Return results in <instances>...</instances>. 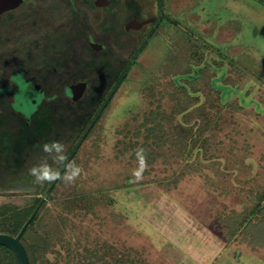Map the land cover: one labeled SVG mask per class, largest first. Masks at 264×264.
<instances>
[{
  "label": "rangeland",
  "instance_id": "1",
  "mask_svg": "<svg viewBox=\"0 0 264 264\" xmlns=\"http://www.w3.org/2000/svg\"><path fill=\"white\" fill-rule=\"evenodd\" d=\"M38 1L45 7L61 6L58 0ZM142 1L149 12L156 13L158 0ZM261 1L164 0L166 13L175 24L165 20L164 26L149 37L50 194L46 192L53 181L38 183L30 169L48 164L60 172L87 129L92 108L100 109L115 83L110 91L106 84L101 95L94 91L105 75L111 84L120 68L124 72L141 48L146 28L130 35L133 39L125 46L108 40L110 51L115 54L112 64L90 71L77 57L81 50L89 51L88 47L69 46V56L61 55L73 37L67 29L46 32L59 45L42 44L45 34H40V27L58 28L62 24L58 14L48 15L40 5L37 25L30 23L34 14L24 6L0 15V71L4 59L5 76L9 77L8 83L4 81L11 86L4 98L0 92L5 110V119L0 117V164L8 168L0 169V225L8 228L13 223L12 214L30 213L45 197L39 224L54 242L48 254L50 261L45 264H264V249L255 250L240 237L228 243L219 221L221 212L253 205L256 193L264 191ZM101 13L89 12L96 30ZM213 46L222 50L220 57L233 60L234 64L215 67L219 53ZM191 60L193 73L204 69L203 78L195 87L200 96L192 99V104L205 106L211 121L218 114L216 104L226 107L220 119L213 121L218 127L207 130L201 148L187 156L186 161L173 157L171 152H179L171 150L169 144L160 149L155 143L150 151L157 153L156 161L143 164L132 159L133 143H145L150 134L146 129L138 130L146 121L145 112L159 108L169 115L174 112L182 100L177 98L180 91L174 79L183 81L180 74L189 70ZM217 71L212 82L223 91L224 100L228 98L227 104L235 107L236 102H250L251 96L223 86L224 76H228V83L238 82L245 90L250 88L258 105L247 104L248 108L237 110L238 107L222 105L219 92L210 91L209 87ZM85 77L90 87L60 117V112L55 113L47 104L54 100L50 93L56 94L57 104L64 106L65 87ZM31 78L49 88L44 102L33 89ZM51 81L55 82L54 89H50ZM174 114L166 121V129L184 120L183 113ZM198 117L199 122L193 119L188 124L203 126ZM79 121L81 125L87 123L83 129L75 125ZM150 137L154 140L156 136ZM207 138L208 147L204 143ZM54 142L62 144L63 151L49 154L44 145ZM25 155L32 158L19 171ZM75 168L80 169L79 174L67 181L66 174ZM35 230L36 226H30L27 240H32Z\"/></svg>",
  "mask_w": 264,
  "mask_h": 264
},
{
  "label": "trees",
  "instance_id": "2",
  "mask_svg": "<svg viewBox=\"0 0 264 264\" xmlns=\"http://www.w3.org/2000/svg\"><path fill=\"white\" fill-rule=\"evenodd\" d=\"M213 48L219 53L218 58H215L214 61V63H216L214 64L216 65L215 67L220 69L225 67V65L228 63L234 64L233 60H229L224 56L220 57L221 55L220 53L222 52L220 48L216 46H213ZM139 54L140 52H138L137 55ZM247 60L249 61V59ZM193 65L194 63L191 60L189 70L180 74L182 75L183 81H180V79H174V84L180 91L177 98L178 100L179 99L182 100H180L179 105H177L173 113L169 115L168 113L162 112L163 110H161V108H159L158 110H149L148 112H145L144 118L146 121L141 125L139 123L140 126L138 127V130L146 129L147 132L150 134L146 136L147 141L145 143H142L140 145L138 141L133 143L132 147L134 149V152L131 155L132 159L136 161H140L141 163L143 160V164L156 161L158 159L156 156L157 153H153L154 152L153 149L152 151H150V148L155 143V145H157V147H159L160 149H162V147L165 146V144H169L171 146V150H177L179 152L178 155H176L174 152H171L172 156L177 157L181 161H186L188 159L187 156L193 155L196 149L201 148L199 147V145L200 143L202 145L203 137L207 136V130L209 129L213 130L218 127V125H213V121L220 119L223 109L226 107H222L220 104H216L215 108L217 109L216 111L218 112V114L211 121L208 117V112L205 111V106H198L197 103L192 104L193 103L192 99H196V97L200 96L199 93L196 91L195 87L198 85L200 78H203V72H204V69L202 68L201 70H197L196 72L193 73L192 72L194 69ZM206 65L207 68H211L209 64ZM217 75H218V71L217 74H215L211 78V85H209L210 91L213 90L218 91L220 94L219 100H221L222 105L223 104L226 105L227 102H229L228 98L227 99L225 98L226 100H224L222 93L223 91L217 88L215 85H213L212 82ZM124 79L125 76L123 75V71H122V75L115 80V84L113 87L114 90L113 94L118 90ZM227 79L228 76L223 77L224 80L223 86L228 87V89H231L234 93L237 92L238 90H242L243 96L246 97L251 96L250 102L234 103L235 107L238 108H235L234 105H232V103H228L227 106H229V108L234 107L235 110H237L239 108L245 109L248 108L249 106L258 105L257 103L258 101L255 98V96L252 95V90L250 88L245 90V87L240 85L238 82L232 81L231 83H228V81L230 80L227 81ZM256 79L257 78L253 80L256 81ZM181 95H183V97ZM234 98L239 99L237 95ZM247 104L249 106H247ZM99 110L100 109L96 111V114L98 113ZM175 112L176 114L183 113L184 120L181 121L177 126L171 125L169 126V128L166 129L167 127L166 121L170 120L173 117V115L175 116L174 114ZM198 116H200L201 119L203 120V126L188 124V122L193 119H197L198 120L197 122H199L200 118ZM159 118L161 120H158ZM97 122L94 124V127L97 124ZM92 130H90L87 133V135L83 138L84 140L87 138V136L91 133ZM158 133H160V136H158L159 135ZM136 135H140V133ZM152 135L156 136L154 140H151L150 136ZM162 139L165 141H162ZM149 140L152 143H150ZM208 142H209V138H207L206 141H204L205 146L206 144H208ZM77 145H79L80 148L81 143L78 142ZM79 148L76 150L71 160H73ZM68 166L66 167V169L68 168ZM60 178L58 179L57 183L59 182ZM57 183L55 184V186L57 185ZM55 186L53 187V189L55 188ZM53 189L49 190L48 188L46 193L50 194L53 191ZM255 201H256L255 204L246 206L244 207V209L238 210L232 208L230 210H224L223 212L220 213L219 221L221 223L222 231L228 243H231L232 241L240 237L241 241L246 242L253 249L255 250L264 249V191L260 193L258 192L256 193ZM37 206L38 205H36L32 209V211H30V213L28 214L25 213L24 216H20L21 215L20 213L12 214L10 222L13 223L9 225L8 228L7 226L0 225V233H8L16 236L20 232L22 226L28 220V218L31 216V214L34 212ZM40 210L41 208L33 217L30 225L27 227V229L25 230L24 234L21 237L22 243L24 244L27 250L30 264H40V261L42 262L44 261L43 264H45L46 261L49 262L50 259L48 257V254L52 251L54 245V242L52 241L49 232L43 230V227L41 226V224H39ZM0 221L2 220L0 219ZM33 225L36 226L35 235L33 236L32 240H27L26 235L30 229V226ZM0 264H17L15 253L13 252L12 249H10L5 245H0Z\"/></svg>",
  "mask_w": 264,
  "mask_h": 264
},
{
  "label": "flooded vegetation",
  "instance_id": "3",
  "mask_svg": "<svg viewBox=\"0 0 264 264\" xmlns=\"http://www.w3.org/2000/svg\"><path fill=\"white\" fill-rule=\"evenodd\" d=\"M61 4L59 8H53V7H45L44 4L40 3L38 0H24L23 3L17 7L16 9L10 10V11H17L20 10L22 6H24V9H26L28 12H31L34 14L33 19L30 21V23L36 24L40 20L39 16H36V12L39 11L40 5H43L42 11H44L48 15H59L60 19L62 20V24L58 28H51L49 26L43 25L40 27L39 32L44 33L45 40H43V45L50 44V43H56L60 44L59 41H52L50 38H48L47 33L49 31L56 32L59 29H67L68 32L73 34V37L68 42V46L65 48H68L66 51H63L61 55L69 56V46H84L88 47L89 51L81 50L78 54V62L82 64L83 67H87V70L95 71L96 69H105L106 64L111 65L113 62L114 55L112 51H110V47L108 45V40H113L114 43L118 46H125L127 45V42H129V39H133L130 37V35L138 34L142 32L145 28V32L142 33V40L143 44L141 48H139L134 56L131 58L129 65L126 67V69L123 72V75L126 76L132 66L136 63L137 59L139 58V55L144 49V46L149 40V37L154 34L157 28L164 26L163 21H168L170 23L175 24V21L173 22V19L166 13L165 10V3L164 0H158L156 3L157 9L156 13L149 12L147 8L144 7L142 0H108L109 4L106 6H97L96 0H58ZM99 10L101 11V17L99 22V28L98 30L94 29L92 27V23L90 21V11ZM112 10V12L110 11ZM7 11V12H10ZM6 13V12H4ZM2 13V14H4ZM0 14V15H2ZM144 22V24H142ZM139 26V27H134ZM145 34V35H144ZM43 36V35H42ZM72 47V48H74ZM138 52H140L139 55ZM68 53V54H67ZM67 54V55H66ZM74 55V54H73ZM76 57V58H77ZM83 57V58H82ZM4 60V59H3ZM2 62L3 70L0 71V92L4 93L2 96L3 98L5 95H9L11 86L7 84V78L5 76V62ZM56 70V69H55ZM121 72L117 73L115 76H111L113 78L112 83L111 81H107V76L105 75L103 78L101 85L98 86V88L94 91L95 94L101 95V91L103 90L104 86L106 84L108 85L109 91L113 87V84L115 83V80L122 75V69L120 68ZM29 73V71H27ZM103 77V74L100 73V78ZM7 83H5V81ZM33 81V89H36V91L42 96L43 102L45 101L46 97L48 96V90L49 88L46 86H41L34 78H31ZM109 80V79H108ZM50 83V82H48ZM52 83V84H51ZM50 89L55 86V82L51 81ZM85 83L83 86L82 84ZM78 84H81L80 87H77ZM90 87V82L88 78H83L75 83H72L70 86L65 87L67 90L63 92L62 95H65L62 100L66 103L62 105L57 104V96L53 92L50 93L51 96H54V100L51 102L48 101L51 98H47L48 105L51 106V109L58 113L60 117L64 116L66 113V107L73 108V104L75 101H77L79 98L76 97L77 92L79 89L83 90V94L87 91V89ZM17 89V88H16ZM15 89V90H16ZM54 89V87H53ZM114 90L110 92L105 102H103L102 106L100 107V110L98 113L94 114L96 112L98 107L92 108V121L91 119L87 122L89 125L84 132L81 140L79 143L83 142V138L87 135V133L92 130L94 127V124L97 122V120L100 118L103 110L107 107L109 104L112 96H113ZM1 94V93H0ZM72 98V101H70V97ZM82 98V96H81ZM80 98V99H81ZM104 97L100 98V104L102 103V99ZM79 99V100H80ZM78 100V101H79ZM0 101V108L2 112L0 113V117H4L5 119V110L1 106ZM57 107V109H56ZM65 112V113H64ZM58 115V114H57ZM94 115V117H93ZM87 123L80 124L79 122H76V126H80L81 129H83ZM77 149L79 148V145L76 146ZM76 149V150H77ZM22 154V153H21ZM73 154V151L72 153ZM32 158L31 156L25 155L22 159L21 167H19V171H23V169L26 166V162L28 159ZM0 169L4 171L5 169H8L4 164H0Z\"/></svg>",
  "mask_w": 264,
  "mask_h": 264
},
{
  "label": "water",
  "instance_id": "4",
  "mask_svg": "<svg viewBox=\"0 0 264 264\" xmlns=\"http://www.w3.org/2000/svg\"><path fill=\"white\" fill-rule=\"evenodd\" d=\"M23 1L24 0H0V14L7 12V11H10V10H13V9H16L17 7H19L23 3ZM107 4H109L108 0H96L97 6H106ZM142 24H144V22ZM134 27L137 28L139 26H134ZM84 84L85 83H83L82 86ZM80 85L81 84H78L77 87H80ZM82 94H83V90L79 89L76 97L80 98L82 96ZM75 152L72 154V156L69 158V160L63 166V168L60 170V172L58 173V178L52 182L49 190L53 189V187L57 183L58 179L60 178V176L62 175V173L66 169V167L68 166V164H69L71 158L73 157V155L75 154ZM45 200H46V198L43 197L42 200L40 201V203L38 204V206L36 207V209L34 210V212L31 214V216L28 218V220L24 223L20 232L16 236L8 234V233H0V245H5V246H7L13 250V252L16 255L17 264H30L29 256H28V253H27V250H26L24 244L22 243L21 237L24 234L27 227L30 225L33 217L36 215L38 210L42 207Z\"/></svg>",
  "mask_w": 264,
  "mask_h": 264
},
{
  "label": "clouds",
  "instance_id": "5",
  "mask_svg": "<svg viewBox=\"0 0 264 264\" xmlns=\"http://www.w3.org/2000/svg\"><path fill=\"white\" fill-rule=\"evenodd\" d=\"M63 148L64 146L60 144L59 142H54L51 146L47 144L44 145V150L48 152L49 154H52L53 150H55V152H62ZM142 163H143V160H142ZM79 172H80V169L75 168V170L70 175L66 174L65 179L71 182L77 177ZM30 174L36 178V181L38 183H43L44 181L51 182L58 178V173L48 164H42L40 166L31 168Z\"/></svg>",
  "mask_w": 264,
  "mask_h": 264
}]
</instances>
